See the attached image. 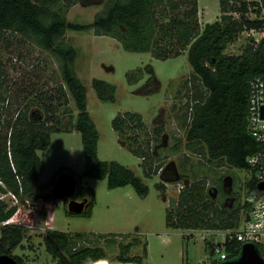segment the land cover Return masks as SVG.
Wrapping results in <instances>:
<instances>
[{
    "label": "trees",
    "instance_id": "16d2710c",
    "mask_svg": "<svg viewBox=\"0 0 264 264\" xmlns=\"http://www.w3.org/2000/svg\"><path fill=\"white\" fill-rule=\"evenodd\" d=\"M64 1L67 0H0V37L10 32V36L33 38L40 48L51 52L59 61L62 82L56 95L48 98L50 104H42L44 118L36 121L39 115L30 117L25 108L14 120L0 124V193H11L19 204L32 208L39 200H58L51 194L52 185L62 174H70L77 181L76 200H86L85 210L75 216L85 218L92 215L95 193L82 185L84 177L106 179L109 189L130 185L140 199L148 195V187L130 168L98 158V132L87 111L86 88L73 68L77 52L73 47L59 43L67 31L93 30L97 36L114 38L125 51L149 52L161 60L178 58L182 52H187L192 69L189 87L192 92L180 120L188 149L201 146L209 162L251 172L247 158L260 149V144L248 131L249 82L264 75V39L258 44L247 42L238 55L225 53L244 29L261 25L245 16L248 8L242 0H219V18L203 27L198 23V0H100L106 2L104 10L87 24L68 21L65 14L70 5L81 2L88 6L96 4L95 0H73L69 5ZM148 69L150 79L146 85L149 86L156 78L151 66ZM126 78L129 84L136 83L143 78V72L137 70L134 74H127ZM92 88L100 101H115L116 87L113 84L93 79ZM54 99H63V105L71 100L76 110L75 117L66 107L64 112L69 120L63 123L64 119L53 112L51 102ZM112 128L128 151L141 159L145 177L158 174L162 165L157 163L158 157L150 146L142 149L135 145L136 132L144 129L141 115L130 112L118 114L112 121ZM71 130L81 134L84 171L78 174L69 168H60L51 183H41L44 163L37 151L50 146V133ZM162 131L163 128L158 127L156 135ZM129 133L134 136L128 137ZM164 135L161 143L166 137ZM182 184L176 205L167 209L166 226L225 231L229 234L222 244L224 261L236 259L242 245L229 235L239 228L243 215L244 207L237 196L231 208L229 205L223 207L210 197L209 187L202 179L185 177ZM158 189L165 193L163 184ZM243 189L245 194L259 192L254 177L244 182ZM16 210V206L0 200V224L10 219L17 220ZM35 215L40 222L47 219L44 207L39 208ZM67 215L73 216L68 212ZM27 233L28 228L22 224L0 225V255H9L18 264H24L22 257L14 255L13 251L24 248L22 243ZM121 237L117 234L66 233L48 229L43 244L55 264H88L106 257L104 249L90 244L103 240L106 245H113ZM137 244H140L139 239L120 243L117 261L120 264H142L147 255L146 245L143 256L128 255L132 246ZM256 248L264 259V247L258 244ZM209 249L208 257L213 259L215 246L210 245ZM219 263L212 260V264Z\"/></svg>",
    "mask_w": 264,
    "mask_h": 264
},
{
    "label": "rangeland",
    "instance_id": "374dc122",
    "mask_svg": "<svg viewBox=\"0 0 264 264\" xmlns=\"http://www.w3.org/2000/svg\"><path fill=\"white\" fill-rule=\"evenodd\" d=\"M71 1L64 2L69 5ZM95 2L88 6H83L81 2L70 5L65 14L66 19L80 24L90 23L106 6L104 1ZM198 10L201 27L213 23L220 16L219 0H198ZM59 43L69 45L77 52L73 68L86 88L87 111L98 132V158L130 168L148 187V195L140 199L130 185L109 189L106 179L84 177L82 185L90 187L95 193L90 218L67 215L64 202L58 199L38 204L37 210L44 207L47 211V219L40 222L36 218L35 208L17 204L19 218L16 222L27 227L28 233L22 243L24 248L15 249L13 254L21 256L24 264H55L43 244L46 230L51 229L66 233L122 235L113 245H106L103 240L90 244L104 249L106 257L88 264H120L116 259L119 244L132 239H139L140 244L132 246L129 256H143V247L146 245L147 255L142 264H202L209 259L210 245L222 244L227 232L166 226L167 209L176 205L182 179H202L209 188H218L219 195L214 200L221 203V182L224 178H232L233 195L243 201L246 195L243 184L251 175L246 170L209 162L201 146L188 149L180 120L192 92L189 88L192 69L187 52H182L178 58L156 59L149 52L125 51L114 38L97 36L93 30L67 31ZM244 44L245 40L241 37L240 41L237 39L230 44L225 53L238 55ZM59 64L56 57L40 48L33 38L10 36V32L0 37L1 125L14 120L18 112L25 108L28 115H39L36 121L44 118L42 104H50L48 98L56 95L58 86L62 84ZM148 66H151L156 78L149 86L146 85L150 79ZM137 70L143 72V78L129 84L126 75L134 74ZM93 79L103 80L116 87L114 102H102L97 98L92 88ZM51 105L54 114L64 119L63 123L69 120L64 112L66 107L71 109L74 117L76 115L71 100L63 105V99H54ZM126 112L141 115L144 129L136 132L135 145L142 149H146V145L150 146V150L158 157L157 163L162 165L158 174L150 178L144 175L141 159L128 151L112 128L113 119ZM158 127H162L163 131L156 135ZM163 135L166 137L161 143ZM131 136L134 135L129 133L128 137ZM37 154L44 163L41 183H51L60 168H69L78 174L84 171L85 157L78 131L50 133V146L37 151ZM168 165L169 170L161 174ZM174 167L180 177L178 182L173 181L176 178ZM162 184L165 193L158 189ZM4 200L9 206L14 205L10 195L5 196ZM259 242L264 247V236L259 238Z\"/></svg>",
    "mask_w": 264,
    "mask_h": 264
},
{
    "label": "built area",
    "instance_id": "2783aa9c",
    "mask_svg": "<svg viewBox=\"0 0 264 264\" xmlns=\"http://www.w3.org/2000/svg\"><path fill=\"white\" fill-rule=\"evenodd\" d=\"M247 5L245 16L251 21H258L261 25L258 28L244 29L239 35L238 40L243 37L245 44L247 42L258 44L264 39V0H242ZM237 16L236 13L233 14ZM248 131L260 144V149L247 158V164L251 172L249 179L252 177L257 181V185L264 181V75L254 77L249 82V113H248ZM248 179V180H249ZM247 180V181H248ZM246 181V182H247ZM183 188V184L179 186L178 192ZM10 195L14 206L19 204L17 197L11 193H0V200H4L5 196ZM243 208V215L239 228L229 235L241 245L254 244L258 245L259 238L264 236V192L248 193L244 200L240 201ZM51 202H43L39 200L34 203L35 211L38 204H47ZM25 206V205H22ZM28 207V206H27ZM18 209L15 215H18ZM14 215V216H15ZM17 220H8L2 222L4 224H17ZM229 233L224 235L223 243ZM222 243V244H223ZM222 244L215 245V258L219 262L225 260V254ZM213 259H207L202 264H212Z\"/></svg>",
    "mask_w": 264,
    "mask_h": 264
},
{
    "label": "water",
    "instance_id": "95a60500",
    "mask_svg": "<svg viewBox=\"0 0 264 264\" xmlns=\"http://www.w3.org/2000/svg\"><path fill=\"white\" fill-rule=\"evenodd\" d=\"M164 141V140H163ZM169 166V165H168ZM174 173L176 178L173 181H179L180 177L177 173L176 167H174ZM228 187V194L232 192V178H226V184L223 187ZM257 189L260 192H264V181L257 185ZM77 190V181L70 174H62L59 176L52 185L51 194L59 200L65 201L66 210L71 215L81 214L86 207V200L78 201L75 198ZM208 194L214 200L217 196L216 188H209ZM233 202V201H232ZM231 203V202H230ZM0 264H18L14 258L9 255H0ZM219 264H264V259L257 251L254 244H243L240 248L239 255L234 260L223 261Z\"/></svg>",
    "mask_w": 264,
    "mask_h": 264
},
{
    "label": "flooded vegetation",
    "instance_id": "af4514ba",
    "mask_svg": "<svg viewBox=\"0 0 264 264\" xmlns=\"http://www.w3.org/2000/svg\"><path fill=\"white\" fill-rule=\"evenodd\" d=\"M31 114V113H30ZM30 117H33V115L31 114ZM169 167L170 166H167V168H163L161 174H165L166 171L169 170ZM227 178V177H226ZM226 178L223 179V181L221 182V185H222V197L223 198V201L220 203L223 207H226L229 205V207H232V205L235 203V196L233 195V192H231L230 194H228V190L229 188L228 187H223L224 184H226ZM214 188V187H213ZM217 189V194L219 195V192H218V188ZM217 199V198H216ZM233 201V202H232ZM65 202V201H64ZM231 202V203H230Z\"/></svg>",
    "mask_w": 264,
    "mask_h": 264
}]
</instances>
